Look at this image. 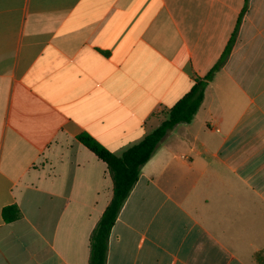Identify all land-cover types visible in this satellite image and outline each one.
Masks as SVG:
<instances>
[{
	"label": "crops",
	"instance_id": "1",
	"mask_svg": "<svg viewBox=\"0 0 264 264\" xmlns=\"http://www.w3.org/2000/svg\"><path fill=\"white\" fill-rule=\"evenodd\" d=\"M229 47L107 264H264V0H0V264H89L114 184L79 136L121 154Z\"/></svg>",
	"mask_w": 264,
	"mask_h": 264
},
{
	"label": "trees",
	"instance_id": "2",
	"mask_svg": "<svg viewBox=\"0 0 264 264\" xmlns=\"http://www.w3.org/2000/svg\"><path fill=\"white\" fill-rule=\"evenodd\" d=\"M230 52L231 47L227 48L223 58L211 72L205 77H196L191 90L172 108L160 113L163 120L157 128L121 154L112 153L88 134L79 136L78 140L108 166L114 184L113 198L91 236L89 264H107L112 229L139 181L142 168L170 131L179 124H189L194 120L203 105L207 85L224 65ZM3 217L5 222L12 223L21 219L22 214L17 206H11L3 210Z\"/></svg>",
	"mask_w": 264,
	"mask_h": 264
},
{
	"label": "rangeland",
	"instance_id": "3",
	"mask_svg": "<svg viewBox=\"0 0 264 264\" xmlns=\"http://www.w3.org/2000/svg\"><path fill=\"white\" fill-rule=\"evenodd\" d=\"M161 122H162V121L160 120V123L158 124V126L161 124ZM158 126H157V127H158Z\"/></svg>",
	"mask_w": 264,
	"mask_h": 264
}]
</instances>
